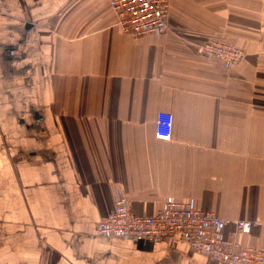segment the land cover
I'll return each mask as SVG.
<instances>
[{
    "label": "crops",
    "instance_id": "obj_1",
    "mask_svg": "<svg viewBox=\"0 0 264 264\" xmlns=\"http://www.w3.org/2000/svg\"><path fill=\"white\" fill-rule=\"evenodd\" d=\"M110 1L0 0V264H221L98 236L116 192L135 216L172 197L257 222L236 238L264 246V0H171L138 38ZM210 39L245 55L208 59Z\"/></svg>",
    "mask_w": 264,
    "mask_h": 264
},
{
    "label": "built area",
    "instance_id": "obj_2",
    "mask_svg": "<svg viewBox=\"0 0 264 264\" xmlns=\"http://www.w3.org/2000/svg\"><path fill=\"white\" fill-rule=\"evenodd\" d=\"M171 0H111L109 5L115 16L116 26L127 36L138 38L162 35L168 30ZM200 53L234 66L244 57L241 49L217 40H208ZM172 116L159 113L155 122V137L169 140ZM235 232L224 235L230 224ZM257 222L224 220L211 211L200 210L193 201L167 197L152 215L135 216L128 199L116 192L114 208L97 222L96 234L104 238L127 241L164 242L184 245L211 261L221 264H264V246H242L236 236L247 234Z\"/></svg>",
    "mask_w": 264,
    "mask_h": 264
}]
</instances>
